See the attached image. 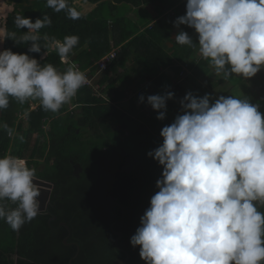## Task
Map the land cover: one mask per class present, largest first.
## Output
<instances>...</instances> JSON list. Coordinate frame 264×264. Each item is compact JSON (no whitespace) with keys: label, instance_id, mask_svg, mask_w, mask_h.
<instances>
[{"label":"trees","instance_id":"trees-1","mask_svg":"<svg viewBox=\"0 0 264 264\" xmlns=\"http://www.w3.org/2000/svg\"><path fill=\"white\" fill-rule=\"evenodd\" d=\"M70 3L82 13L81 18L69 19L64 11L54 12L46 0H25L9 13L6 30L17 36L27 31L16 28L17 14L33 21L49 15L52 24L41 29V35L47 33L60 40L78 35L80 41L68 57L69 63H79L82 69L92 66L91 75L97 69L96 60L113 47L119 51L98 80L105 96L85 85L74 98L73 107L66 104L55 113L45 111L36 100L20 104L11 99L9 107L0 110V155L26 158L29 167L36 168L37 177L56 182L52 199L57 206L51 211L58 216L50 221L49 210L42 212L18 232L0 220V264H112L127 256V264H146L140 258V246L133 247L130 238L140 226L151 196L159 190L156 181L162 166L147 153L162 144L161 129L182 114L180 100L187 89L196 96L210 93L217 98L201 80L211 64L193 56L198 44L190 48L175 41L180 30L187 31L194 42L198 38L193 28L181 25L177 29L173 23L176 19L172 14H186L187 0ZM132 13L138 16L133 18ZM141 14L147 19L139 21ZM30 43L17 45L9 38L3 50L28 52ZM43 51L28 54L60 71L66 69L68 65L56 52L44 56ZM185 64L190 75L181 83ZM115 68L119 73L112 77ZM138 78L142 83L151 78V95L175 93V98L167 101L164 120L157 119V110L148 122L143 120L146 106L128 94ZM4 124L16 132L14 138ZM91 132L94 136L87 139L86 133ZM19 136L24 137L23 142ZM133 157L138 158L137 163L131 171H124L127 159ZM75 162L83 167L80 177L74 174ZM62 220L67 225H62ZM119 232L123 235L116 243Z\"/></svg>","mask_w":264,"mask_h":264},{"label":"clouds","instance_id":"clouds-1","mask_svg":"<svg viewBox=\"0 0 264 264\" xmlns=\"http://www.w3.org/2000/svg\"><path fill=\"white\" fill-rule=\"evenodd\" d=\"M46 5L69 19L82 15L70 0H46ZM14 23L27 31L17 36L0 28V43L9 38L17 45L31 42L28 52H56L68 66L60 71L28 52L0 51V110L15 99L20 104L36 100L45 111L58 112L89 83L79 63L68 58L80 38L41 35L52 24L47 14L35 21L17 14ZM173 23L195 30V42L180 30L176 43L198 44L199 55L223 80L233 74L248 80L264 70V0H187L186 14ZM174 98L166 91L146 99L164 120L167 101ZM211 99L210 93H186L182 114L161 129L162 144L147 153L162 166V175L130 238L146 264H264V114L247 97ZM139 101L145 102L143 94ZM3 127L13 135L7 124ZM36 172L25 158L0 156V220L13 231L44 210Z\"/></svg>","mask_w":264,"mask_h":264},{"label":"crops","instance_id":"crops-1","mask_svg":"<svg viewBox=\"0 0 264 264\" xmlns=\"http://www.w3.org/2000/svg\"><path fill=\"white\" fill-rule=\"evenodd\" d=\"M4 29L6 28L4 27ZM3 46H4V42L0 47L1 51L3 50L2 49ZM196 53H197V49L195 50L194 57L196 59L201 58V56L200 55L197 56ZM91 67H88L90 69V72L92 69ZM118 73H119V69L115 68L110 74L111 76H113ZM188 73H189L188 75H190V71H188ZM92 75H94V73ZM100 76L101 74L96 76L95 79L98 81ZM201 80L205 87L212 89V94L215 95L217 98L220 95H225V96L235 95L241 99L247 97L250 99L252 103L254 104L259 103L260 111L262 114H264V70L259 72L255 77L249 78L248 80H244L241 77L235 75L234 77H231V79L225 81L221 77L216 76L214 74V69L211 65L210 72L206 76H204V78H201ZM210 102L214 103L215 99L212 98Z\"/></svg>","mask_w":264,"mask_h":264},{"label":"rangeland","instance_id":"rangeland-1","mask_svg":"<svg viewBox=\"0 0 264 264\" xmlns=\"http://www.w3.org/2000/svg\"><path fill=\"white\" fill-rule=\"evenodd\" d=\"M14 10V5H11V4H9L8 2H7V0H0V28H4L5 26V20H6V18H7V16H8V14L10 13V12H12ZM172 14V13H171ZM131 17H133V18H135V17H137L136 15H134L133 13L132 14H129ZM147 16L145 15V14H141L139 17H138V20L139 21H142V20H144V19H147L146 18ZM172 17H174L175 19L177 18V17H179L177 14H172ZM3 43H0V47H1V45H2ZM2 49H3V47H2ZM1 51V50H0ZM195 54V53H194ZM196 55L197 56H199V52H198V47H197V53H196ZM194 56V55H193ZM214 69V68H213ZM189 73L186 71V72H184V74L183 75H180V78H179V81L181 82V83H183L184 81H185V78H186V76L188 75ZM114 76V75H113ZM112 76V77H113ZM146 81H144V83H142L141 82V79L140 78H138V79H136L135 80V82L133 83V85L128 89V94L130 95V96H133V95H135L136 96V98H137V101H138V103H139V105L140 106H146L145 108H144V116H143V120L144 121H146V122H148L149 120H150V117H151V115H153V114H155L157 111L156 110H154L149 104H147V99L145 98V102H143V103H141L140 101H139V97H140V95L141 94H143L145 97H147V95H151V93H152V90H153V87H152V85H151V82H150V80H151V78H146L145 79ZM97 81V80H96ZM187 90H189V91H191V89H187ZM192 92V91H191ZM97 94V93H96ZM98 95V94H97ZM76 97V96H75ZM74 97V98H75ZM73 98V100L68 104V107L69 108H71V107H73L74 106V104H75V99ZM127 107H128V105H127ZM21 116V115H20ZM20 116H19V118H20ZM15 133L16 132H13V135H12V137L14 138L15 136ZM94 135H93V133L91 132V134L90 133H86V135H85V137L87 138V139H90L91 137H93Z\"/></svg>","mask_w":264,"mask_h":264},{"label":"water","instance_id":"water-1","mask_svg":"<svg viewBox=\"0 0 264 264\" xmlns=\"http://www.w3.org/2000/svg\"><path fill=\"white\" fill-rule=\"evenodd\" d=\"M7 2L9 4L22 5L25 3V0H7ZM127 160L129 161L130 158H128ZM133 161L134 162L129 167H123V170L126 172L131 171L133 169L134 165L137 163L138 158L133 157ZM82 172H83V167H82L81 163H79V162L75 163L74 164L75 176L80 177ZM35 182L38 183L39 187L42 190V195L40 197V199L42 201L41 207L44 208L43 212H45L49 206V199H50L51 194H52V189L56 186V183L48 181V180L40 178V177H37V181H35ZM122 235H123L122 232L118 233V238L116 239V243L119 242ZM64 241H65V243H67V238ZM128 258H129L128 256L124 259L118 258L112 264H127ZM71 264H72V262H71Z\"/></svg>","mask_w":264,"mask_h":264},{"label":"built area","instance_id":"built-area-1","mask_svg":"<svg viewBox=\"0 0 264 264\" xmlns=\"http://www.w3.org/2000/svg\"><path fill=\"white\" fill-rule=\"evenodd\" d=\"M118 51H119L118 47H113V49L111 51H109L108 53L103 55L101 58L96 60L95 63H94V66H97V69H96L94 75L90 74V69L89 68L82 69L79 64H76V65L79 66V68L82 71H84L86 73V75H87V77L89 79V83L87 85L91 86L95 90V93H97L98 95L105 96L101 92L102 86L99 84L98 81H96L95 77L100 75V74H102V72L105 71L108 68L109 64L116 57ZM186 67H187V65L185 64V68H184V70L181 73L182 75L184 74V72H186V70H187ZM27 162H28V160H27Z\"/></svg>","mask_w":264,"mask_h":264},{"label":"flooded vegetation","instance_id":"flooded-vegetation-1","mask_svg":"<svg viewBox=\"0 0 264 264\" xmlns=\"http://www.w3.org/2000/svg\"><path fill=\"white\" fill-rule=\"evenodd\" d=\"M74 161V160H73ZM76 163V162H75ZM133 163V160H127V164L126 165H124V167H129L131 164ZM52 182V181H51ZM54 183H56V182H54ZM56 186H57V184H56ZM56 186L52 189V194H51V197H50V199H49V206H48V208H47V210L46 211H48L49 210V213H51L52 215V217H51V220L50 221H52V220H57L58 219V216L56 215V213L55 214H53V212L51 211L52 210V208H54L55 209V207L57 206V204H55V202H53V199H52V196H53V192H54V190H55V188H56ZM45 211V212H46ZM61 224L62 225H67L63 220L61 221ZM65 240V239H64Z\"/></svg>","mask_w":264,"mask_h":264}]
</instances>
